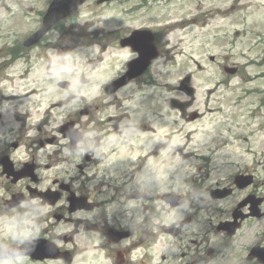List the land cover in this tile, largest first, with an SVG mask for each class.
I'll return each mask as SVG.
<instances>
[{"label":"rangeland","instance_id":"obj_1","mask_svg":"<svg viewBox=\"0 0 264 264\" xmlns=\"http://www.w3.org/2000/svg\"><path fill=\"white\" fill-rule=\"evenodd\" d=\"M25 1L27 7L31 5L41 7L48 0ZM130 7L127 4L116 3L97 5L96 0H88L77 14L59 22L57 30L47 34L41 45L27 50L24 47L20 48L26 50L23 51V55L29 56L34 64V69L24 74L20 59H17L18 65H14L8 52L15 46L16 39H21L23 33L34 29L32 14L25 18L22 12L17 11L14 0H0V62L3 63L0 65V78L1 80L6 78L3 83H10L13 89L8 88L9 92L23 94L29 93L32 87L45 89V86L50 84L48 77H54L52 84H55L56 78L60 80L66 77L72 80L71 90L75 93L96 96L103 83L110 76L119 74L124 63L134 55L130 49L119 46V38L128 36L136 27L148 25V22L156 25L163 58L155 62L151 72H166L169 87L158 88L156 92L158 96L150 94L148 99L143 100L139 96L140 88L137 84H131L124 88L121 94L114 96L100 92L99 99L95 101H109L121 96L123 108L129 106L133 110L130 117L124 120L130 124L146 118L150 105L155 107L157 102L163 103L165 99L170 100V97L177 102L182 101L178 102L181 104L178 109L171 102L170 116L165 121L152 117L154 131L147 133L148 139L145 136L141 144L143 148L153 149L156 155L148 167L144 168L146 172L140 177H135L149 182L147 187L162 181L167 184L175 182L174 189L182 198L177 201L178 205L174 208L164 201H159V207L154 208L150 202L146 204L141 199L130 200L127 192L116 196L118 201L113 203L112 210L115 211L119 223L131 227L138 224V227L133 228L130 236L115 246L122 247L125 251L123 264H135L134 257L139 255L140 258L146 251L151 255V261L158 262L161 253L164 252L166 260L163 263L179 264L177 257L179 252L175 250V245L178 244L182 245L193 264L241 262L247 253V250H242L244 246L260 240L255 235L256 231L264 227V215L246 221L235 236H228L225 229L218 230L217 225L225 219H231V206L240 193L235 197L228 192L220 199H212L209 190L216 184L219 187L231 185L232 175L237 171H245L248 166L250 168L246 172L254 176L256 186L264 187V155H261L264 153V107L256 104V98L264 89V33L260 36L254 35L251 29L258 27L264 29V0H179L168 7L159 5L149 13L142 10L128 15L126 10ZM180 15L199 22L195 26L184 23L182 28L174 33L171 27L181 17ZM169 20L175 23L162 24ZM18 44H21V41ZM66 44H71L72 48L64 53L62 47ZM170 56L174 59L170 60L169 66L164 65ZM211 56L214 60H211ZM173 60L176 65H173ZM226 64L238 65L239 70L234 75H227L223 71ZM81 75L89 76L92 84L82 85ZM187 78L190 79L189 85L194 89V93L189 95L179 89L180 82ZM245 87L256 88L247 91L245 101L242 99L236 101L235 98L245 90ZM48 90L53 92L49 95L41 93L39 94L41 96L30 93L24 100L21 99L23 100L21 109L31 108L32 104H36V100L43 101L44 107L47 100L63 97L60 92L63 90L60 88ZM165 90H168V93ZM131 94L136 98L124 101ZM252 99L254 102L249 104ZM13 104L14 102H8L3 106L6 116L11 115L13 111L16 114L17 109ZM72 106L75 105L71 103L70 108ZM66 110V106L54 107L50 114H47V118L58 117L60 120ZM181 110L185 111L183 119L180 118ZM193 111L199 113L195 121L189 119ZM250 112H253V115ZM228 125L232 129L229 130ZM176 130H180V133H175ZM126 133L130 136L137 135L138 142H141L140 135L136 134L134 129L128 128ZM204 133H207L205 137ZM244 136L247 139L243 138ZM225 138H228L227 142ZM222 139L224 141H221ZM24 141L26 145L24 152L27 155L30 154L32 140L25 137ZM159 141H162V144H159ZM217 141L220 142L213 144ZM177 146L182 148V151H175ZM212 146L216 147L210 148ZM125 150L126 148H122L121 153L125 154ZM189 151H192L190 156L187 155ZM254 153L259 155L255 161ZM204 155L207 158L203 157ZM76 156L81 159L82 152ZM132 159L131 156L128 161L113 166L107 162L110 168L105 171L106 174H120L126 171ZM55 169L53 166L52 169L42 171L43 187L49 184H52L53 188L57 187L58 184L52 183ZM174 169H177L176 174L171 177V171ZM70 171L73 174L76 172ZM100 177L109 179L103 171ZM144 177L149 179L145 180ZM196 185H200L198 190H195ZM110 190L112 192L113 189ZM103 196L99 195L98 199ZM144 206L148 207L147 211L143 210ZM45 210L46 208H43L42 211L32 213L43 212L44 217ZM156 210H159V213H156ZM44 220H47V217L42 220L43 224ZM179 221L184 222L183 226H180ZM69 227L71 226L59 224L52 231L60 233ZM83 228L85 227H79ZM6 229L10 232L8 226ZM98 240L99 237L93 234L88 242L92 246L93 243H98ZM82 241L87 242L85 238ZM260 244L264 245V241ZM171 250L174 257L167 254L168 252L170 254ZM107 251L111 252L113 248H107ZM87 258L85 255L81 264H87ZM144 261L147 259L144 258ZM103 263L113 264L111 260ZM9 264L38 263H28L18 258Z\"/></svg>","mask_w":264,"mask_h":264},{"label":"flooded vegetation","instance_id":"obj_2","mask_svg":"<svg viewBox=\"0 0 264 264\" xmlns=\"http://www.w3.org/2000/svg\"><path fill=\"white\" fill-rule=\"evenodd\" d=\"M3 80L5 81L6 78ZM3 80H1L0 78V190L6 196H0V212L5 213L7 209L6 201L13 199L14 194L20 193L26 195L24 196L22 201L17 206H15L16 208L13 207L14 209L12 210H16L21 206H24V204L26 203H33L34 209L37 208L39 210H42L43 208H46L47 211L45 213L52 218H56L55 221L57 223L58 217H61V220H63L64 222H76L75 227H79L80 222H88L87 217H85L84 215L89 212H86L83 209H78L72 212L73 214L69 212L67 193L64 191L61 192L60 198L54 203H49L47 202V200L44 201L41 196H32L39 195V193L45 191L42 186V148L46 144L50 143L51 146L56 149V153L48 158V160L54 161L56 167H69L74 164V162L72 160L66 159V157L63 156V154L70 151L69 144L63 132L60 131V125L57 124L56 120H53V126L51 125V122L49 120H46L47 126L42 123L35 122L27 125L26 123H22L15 115L6 116L3 106L5 105V103L13 101V99H11L10 94H8V98L4 94L3 89L1 88L5 84H3L2 82ZM6 98L8 100H6ZM21 99L22 98L18 99L17 101H20ZM73 123H77L79 128H82L83 130L87 129V126L81 124L79 120H75L73 121ZM93 128L96 129V126H94ZM25 137H28V139L32 140L30 146L32 145V147L37 148L36 150L40 151L39 154L25 155ZM83 144L84 143H82L81 145ZM88 159L89 157L84 155L81 163H77L76 165L74 164L75 168L78 170L84 169L87 166L84 163L88 162ZM48 167L49 166H46V168ZM8 172L15 173L12 176L13 179L10 175L8 176ZM99 177L100 175L97 176V178ZM93 180L88 178V184L83 186V188L76 186V184H73L70 181L68 182V185H65V181L62 179H58L53 184H58L55 188V191L59 190L60 187H62L64 189H67L68 191L76 193L78 196L85 195L90 203L94 204L96 208L100 209L102 205L101 203H98L96 197L92 195V191L94 187H98L101 183L97 181L92 188V184L95 182ZM48 188L49 187H46L45 189ZM247 210L248 206H245L243 208V211L246 212ZM78 214H82L83 217H74ZM75 218L78 219L75 220ZM250 219L253 218H249L247 220ZM247 220H245L243 224ZM8 224L11 225V219H9ZM2 226L3 224L0 223V235L4 234L5 230L4 227L2 230ZM107 232L108 228L105 229L104 227V235H106ZM33 237L34 236H32V238ZM58 237L60 236L55 235L56 240L58 239ZM70 240L73 241V236L70 237ZM4 243L8 246L10 244L19 242L7 243L6 241H4ZM181 256L182 258L185 257L183 259H187L184 260V263L193 264L190 261V257L187 256V253H182ZM23 258L30 259L29 257ZM192 261H194V257H192ZM251 263L252 262L247 260L244 261V264Z\"/></svg>","mask_w":264,"mask_h":264},{"label":"water","instance_id":"obj_3","mask_svg":"<svg viewBox=\"0 0 264 264\" xmlns=\"http://www.w3.org/2000/svg\"><path fill=\"white\" fill-rule=\"evenodd\" d=\"M83 2V0H79V2L78 3H76L75 5H74V8L76 9L77 8V6L80 4V3H82ZM55 4V3H54ZM53 4V9L52 10H57L56 9V7H55V5ZM51 12V10L49 11V13ZM71 11H68V12H64L63 13V15H66V14H69ZM149 41V39L148 38H146V41H145V43H147Z\"/></svg>","mask_w":264,"mask_h":264}]
</instances>
